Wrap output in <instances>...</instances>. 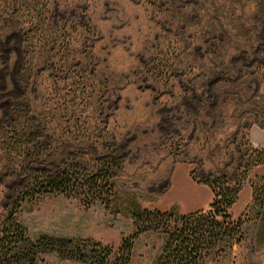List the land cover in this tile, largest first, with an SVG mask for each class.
Wrapping results in <instances>:
<instances>
[{
  "label": "rangeland",
  "instance_id": "obj_1",
  "mask_svg": "<svg viewBox=\"0 0 264 264\" xmlns=\"http://www.w3.org/2000/svg\"><path fill=\"white\" fill-rule=\"evenodd\" d=\"M108 147L110 201L26 196L15 216L30 237L116 252L136 232L132 264H155L162 223L230 178L241 235L200 264H264V0H0V221L28 179L84 172ZM32 264L88 263L49 250Z\"/></svg>",
  "mask_w": 264,
  "mask_h": 264
},
{
  "label": "trees",
  "instance_id": "obj_2",
  "mask_svg": "<svg viewBox=\"0 0 264 264\" xmlns=\"http://www.w3.org/2000/svg\"><path fill=\"white\" fill-rule=\"evenodd\" d=\"M108 148L96 160L101 162L84 172L78 169V164L67 162L63 167L40 174L33 180L28 179L26 185L15 189L0 221V264H32L40 252L49 250L88 264H132L136 232L123 236L114 252L110 245L91 237L42 233L32 238L15 216V210L26 196L32 197L43 191H60L76 197L83 195L80 200L85 205L108 203L113 194L111 170L120 165L116 147ZM211 179L215 184L219 183L216 176L212 175ZM207 185L213 193L208 207L184 212L174 219L172 225L162 223L164 240L155 264H200L203 254L215 239L222 235H241L240 216H234L231 211L233 197L226 199L229 190H238L237 181L229 178L217 189L210 183ZM156 210L164 213L158 208Z\"/></svg>",
  "mask_w": 264,
  "mask_h": 264
},
{
  "label": "water",
  "instance_id": "obj_3",
  "mask_svg": "<svg viewBox=\"0 0 264 264\" xmlns=\"http://www.w3.org/2000/svg\"><path fill=\"white\" fill-rule=\"evenodd\" d=\"M199 207H201V206H199ZM199 207H195V208H199ZM195 208H193V209H195ZM193 209H191V210H193Z\"/></svg>",
  "mask_w": 264,
  "mask_h": 264
}]
</instances>
